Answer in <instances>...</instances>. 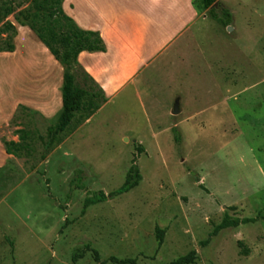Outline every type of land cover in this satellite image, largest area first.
Returning <instances> with one entry per match:
<instances>
[{"label":"rangeland","instance_id":"obj_1","mask_svg":"<svg viewBox=\"0 0 264 264\" xmlns=\"http://www.w3.org/2000/svg\"><path fill=\"white\" fill-rule=\"evenodd\" d=\"M218 2L230 24L193 7L195 26L142 69L135 90L106 102L76 65V85L94 92L100 109L69 136L88 111L76 114L45 148L64 67L15 20L28 5L0 0V28L14 26L0 32V46L13 48L0 52V264H168L193 250V264H264V219L211 236L224 213L264 214V0ZM42 96L48 114L37 111ZM22 130L29 147L7 154L4 142H18ZM133 159L139 184L82 213L86 196L123 184Z\"/></svg>","mask_w":264,"mask_h":264},{"label":"crops","instance_id":"obj_2","mask_svg":"<svg viewBox=\"0 0 264 264\" xmlns=\"http://www.w3.org/2000/svg\"><path fill=\"white\" fill-rule=\"evenodd\" d=\"M195 3V0H64L66 14L79 28L97 32L104 44V51L80 52L77 63L101 90L106 102L128 87L135 90L136 77L142 69L162 59L183 33L195 26L199 18L193 10L197 8ZM44 50L50 54L45 47ZM49 57L60 66L51 54ZM38 101L37 111L51 112L48 97L42 96ZM56 105L58 110L60 102ZM91 117L69 136L84 132Z\"/></svg>","mask_w":264,"mask_h":264},{"label":"trees","instance_id":"obj_3","mask_svg":"<svg viewBox=\"0 0 264 264\" xmlns=\"http://www.w3.org/2000/svg\"><path fill=\"white\" fill-rule=\"evenodd\" d=\"M15 1L18 8L23 5H28L26 10H21L18 12L17 16L15 17L17 23L20 26H28L29 29L34 32L38 40L53 56V58L64 67L63 81L61 86V110L57 117L56 123L47 128L45 135L44 147L51 148L61 141V135L66 130L67 126L70 125L76 114L87 109L88 112L83 114V119H88L96 110H98L99 104L93 102L96 94L85 88L77 86L75 83V75L72 70L76 65H78L77 56L80 52L104 51L105 47L97 32L79 28L75 21L62 10V4L64 0ZM197 5L200 9L207 11L208 16L215 20L218 24L224 27H227L230 24L228 11L220 8L218 0H198ZM1 31L14 32V26L10 22H4L0 28V32ZM0 52H13V48L10 44L7 46V48L0 46ZM90 81L93 83L92 80ZM93 84L95 85V83ZM102 99L104 100L103 95ZM19 133L18 142H4L7 154L18 157L24 148L29 147V144L25 143V137L27 133H25L23 130L19 131ZM175 139L177 142H179L180 136L177 134ZM136 149L138 153L143 151L139 144L137 145ZM140 181V171L135 163V159H133L131 166L126 172L123 184L107 195L102 191H96L91 195L86 196L83 199L81 212H85V210L91 205L104 202L108 199L130 191L136 187ZM77 187L80 189H85L83 185H77ZM259 219H264V214H258L255 217L232 218L227 213H224L222 221L213 228L211 236L216 235L223 229L237 227L240 224L253 223ZM163 235L164 231L156 227L155 238L158 242V246H161L163 242ZM86 249H89V246H86ZM93 253L95 261H99L97 252L93 251ZM81 255L82 254H74L73 259L75 260ZM195 256L196 252L193 250L168 264H193L195 261ZM109 260L119 264H135L134 260L132 259L118 260L116 258H110Z\"/></svg>","mask_w":264,"mask_h":264},{"label":"water","instance_id":"obj_4","mask_svg":"<svg viewBox=\"0 0 264 264\" xmlns=\"http://www.w3.org/2000/svg\"><path fill=\"white\" fill-rule=\"evenodd\" d=\"M230 28V27H229ZM178 113V110H177V108H174V110H173V114H177Z\"/></svg>","mask_w":264,"mask_h":264}]
</instances>
